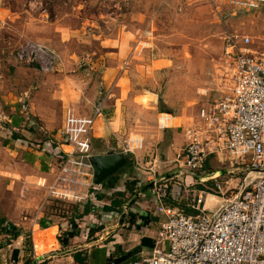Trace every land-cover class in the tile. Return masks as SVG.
<instances>
[{
  "label": "crops",
  "instance_id": "0c3cea01",
  "mask_svg": "<svg viewBox=\"0 0 264 264\" xmlns=\"http://www.w3.org/2000/svg\"><path fill=\"white\" fill-rule=\"evenodd\" d=\"M149 11L150 8L132 13L143 16ZM23 13L25 9L20 10L14 2L0 0V39L1 33L8 28L6 26ZM29 14L33 15L32 12ZM83 28L84 25L76 29L66 26L59 29L62 44L69 43ZM128 38L132 36L128 35ZM128 38L100 42L104 54L98 57L96 64L102 66V72L98 83L94 81L93 85L83 83V76L78 82L81 74L77 70L72 75L77 81L76 86L69 87L63 76L60 84L55 85L46 79L47 74L28 67L25 69L32 77L23 79L28 85H23L18 93L10 87H0V126L5 130L3 145L11 159L3 162L2 171L8 176L7 184H11L6 187V192L12 194L14 202L11 208L0 207V264H80L75 255L88 257L85 264H107L111 261L112 251L120 248L124 244L122 240L130 236V228L145 232L140 235L145 249L133 257L137 259L148 254L159 238L162 216L156 212L155 177L164 175L173 186L172 192L180 191L176 199L167 200L169 205L197 214L191 207L193 199L205 186L212 187L216 173H221L220 181L243 175L240 169L229 172L227 163L217 156L210 157L204 169L194 176L181 166L187 143L186 130L198 121L201 108L210 106L216 97L211 94L198 111L191 112L166 107L167 99H161L160 93L155 91H138L136 80L143 82L151 76L159 80L167 78L168 72H162V69L169 66L171 59L147 58L143 53L137 55L135 43L131 45ZM58 52L65 63L79 64L86 60L85 55L80 57V52L74 49H69L74 53L69 58ZM125 63L128 66L123 68ZM161 100L163 109L159 106ZM100 101L104 103V112L98 117L91 135L93 154L122 153L127 157V163L106 178L100 190L93 191L89 199L76 201L74 211L59 217L44 215L45 204L49 203L47 187L59 171L60 155L70 150L61 135L67 107L73 106L77 112L89 115ZM40 130L46 134H41ZM135 139L140 140L138 144L133 141ZM126 141L130 142V151L125 148ZM212 162L214 165H209ZM203 177H207L208 182H201ZM120 191L136 198L128 200L125 197L126 201L121 205L106 209ZM41 196H44L42 201ZM214 197H217L214 192L209 193L205 205L216 208L218 201ZM39 200L45 209L38 206ZM88 204L92 205V211L79 216ZM25 211L32 217H24ZM156 222L158 230L154 235L153 230L149 233V228ZM138 232L132 235L140 234ZM27 236L31 240H27ZM94 239L97 240L91 242ZM35 256L38 263H35Z\"/></svg>",
  "mask_w": 264,
  "mask_h": 264
},
{
  "label": "built area",
  "instance_id": "2783aa9c",
  "mask_svg": "<svg viewBox=\"0 0 264 264\" xmlns=\"http://www.w3.org/2000/svg\"><path fill=\"white\" fill-rule=\"evenodd\" d=\"M235 11H256L264 0H228ZM19 58L40 69H52L55 51L42 43L23 47ZM220 73L224 91L210 106L202 107L199 119L186 130V146L181 166L194 176L204 169L210 157L227 163L228 171L243 173L238 185L233 179L220 181L221 173L211 176L212 187L196 195L188 214L166 204L176 199L169 179L154 178L156 212L162 216L159 238L154 248L123 264H264V51L253 48L251 35L237 31L224 36V63ZM104 103L93 113L66 111L61 131L70 150L60 155L56 179L48 185L47 199L85 201L101 184L94 182L91 135ZM139 143V139L133 140ZM130 151V142L125 143ZM208 182L207 177L200 179ZM220 196L214 210L206 208L209 193ZM177 194V195H176ZM126 209V207H124ZM35 254L36 246H34ZM35 263L39 262L35 256Z\"/></svg>",
  "mask_w": 264,
  "mask_h": 264
},
{
  "label": "rangeland",
  "instance_id": "374dc122",
  "mask_svg": "<svg viewBox=\"0 0 264 264\" xmlns=\"http://www.w3.org/2000/svg\"><path fill=\"white\" fill-rule=\"evenodd\" d=\"M10 2L11 4L14 2L20 10L25 9V13L20 18H15L14 22L7 25L8 28L1 33L0 87L1 89L10 87L16 93L22 90L23 85H28L23 79L32 77L25 69L28 67H34L44 75L47 74L46 79L49 78L55 85L60 84L63 76L67 86L75 87L77 81L72 76L75 70L81 74L78 82L82 81L83 76L84 80L88 81L83 80V83L90 85H93L94 81L98 83L102 66L96 62L98 57L104 54L100 42L120 37L128 38L130 35L132 38L128 39L131 45L135 43L137 55L143 53L147 58L154 56L171 59L169 66L162 69V72H168L167 78L159 80L151 76L143 82L136 80L137 90L149 89L160 93L161 99L165 98L168 101L166 107L198 111L200 105L211 98V94L217 97V93L226 89L220 82V73L223 70L221 63L224 56V36L227 32L237 31L251 35L253 48L264 51V7L256 11H235L228 0H10ZM149 8V13L143 16L132 13ZM31 12L33 15L29 14ZM82 25L85 28L79 30L77 36L69 43L62 44L59 29L65 26L76 29ZM144 30L149 31L140 32ZM32 42L45 44L55 51L57 59L52 69H40L20 60L19 51ZM69 49L80 52V57L85 55L86 60L79 64L62 62L58 50L69 58L74 55ZM126 66L128 63L122 65L123 68ZM159 106L163 109L162 100ZM4 131L3 126H0V207L5 205L11 208L14 202L12 194L10 196L6 192L9 185L6 181L8 176L2 171L3 162L6 159L11 161L3 145ZM40 131L41 134H46ZM209 165H214V162ZM238 177H242V174L232 176L233 186L239 182ZM55 179L56 176L50 184ZM170 186L173 187L172 184ZM191 194L193 196L194 193ZM191 194L189 196L192 198ZM41 197L42 201L44 196ZM124 197L128 200L136 198L132 195ZM214 198L218 202L221 201L220 196ZM76 203L71 199L57 200L49 197L44 215L57 217L67 215V211H74ZM38 206L42 208L41 210L45 209L42 202ZM206 207L209 210L215 209L211 205ZM25 212L24 217H32V214ZM128 230L130 236L122 240L124 244L120 248L116 247L112 251L111 261L124 251L141 244L140 235L145 232L140 233L138 232L140 229H137L140 234L133 236L132 233L137 232L132 228ZM149 230V233L153 230L156 235L158 223L151 224ZM29 239L31 240L27 236V240Z\"/></svg>",
  "mask_w": 264,
  "mask_h": 264
},
{
  "label": "water",
  "instance_id": "95a60500",
  "mask_svg": "<svg viewBox=\"0 0 264 264\" xmlns=\"http://www.w3.org/2000/svg\"><path fill=\"white\" fill-rule=\"evenodd\" d=\"M91 161L94 167V182L101 184L127 163V157L122 153H108L93 155ZM144 249L142 244L134 246L107 264H123L134 256L141 254Z\"/></svg>",
  "mask_w": 264,
  "mask_h": 264
},
{
  "label": "trees",
  "instance_id": "16d2710c",
  "mask_svg": "<svg viewBox=\"0 0 264 264\" xmlns=\"http://www.w3.org/2000/svg\"><path fill=\"white\" fill-rule=\"evenodd\" d=\"M116 194H117L118 197L114 198L112 200L111 206L105 207L106 209H108V210L113 209L115 206L121 205L123 202L126 201L125 200V197H124L125 196V193L124 192H121L120 191V192H118ZM166 204H170V203L166 201ZM91 211H92V205L91 204H88L84 208L83 213L81 215H79V216L87 215ZM188 214H190V213H188ZM99 229H100V227H99ZM80 257H81L80 255H75V260L77 262H79L80 264H85L88 257H86V256L85 257H81V258ZM134 259H136V257L135 258H132L131 260H134Z\"/></svg>",
  "mask_w": 264,
  "mask_h": 264
}]
</instances>
